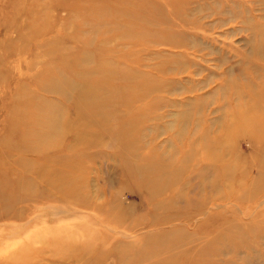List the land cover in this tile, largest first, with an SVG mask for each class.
<instances>
[{
    "label": "rangeland",
    "instance_id": "1",
    "mask_svg": "<svg viewBox=\"0 0 264 264\" xmlns=\"http://www.w3.org/2000/svg\"><path fill=\"white\" fill-rule=\"evenodd\" d=\"M73 1L88 27L70 19L71 0H0V264H264V239L254 234L264 235V54L250 55L256 46L242 19L264 23V0H234L235 20L190 14L205 33L187 38L205 60L158 43L184 33L173 18L184 0ZM113 1L123 8L106 11ZM41 19L42 39L30 27ZM62 33L89 43H63ZM74 49L71 59L87 60L88 70L117 72L99 93L103 126L97 114L79 122L74 105L87 81L50 64L57 72L47 91L38 85L42 54L56 52L57 63ZM171 61L211 73L234 66V87L221 93L222 72L205 85L204 70L161 78L155 67ZM151 171L156 195L143 189ZM159 245L168 252L156 255Z\"/></svg>",
    "mask_w": 264,
    "mask_h": 264
},
{
    "label": "bare ground",
    "instance_id": "2",
    "mask_svg": "<svg viewBox=\"0 0 264 264\" xmlns=\"http://www.w3.org/2000/svg\"><path fill=\"white\" fill-rule=\"evenodd\" d=\"M51 1H53L54 3H59V2L65 3L67 0H51ZM71 1L73 2V7H70L71 4H69V6H68V9H70V10L73 8V12H71V14H70V19L79 20L81 26L88 27L86 25V23H82L81 20L79 19V17H81L80 14L83 12L81 10H79V6H78L77 2L73 1V0H71ZM208 1L209 0H184L183 2H181L179 8H177V10L173 11V18L180 20L182 26L185 27V29L183 31L185 34L184 33H182L181 35L178 33H175V35L171 34V39L163 40V41H160L158 43L166 44V45L174 47V48L175 47L181 48V49H183V51L181 53L182 55L192 54L195 57H201L202 60H205V55L199 54L201 51L198 49L197 45L195 43H193L192 40L187 38L188 36L190 37V33H193L194 35L196 33L199 34L200 32H202L201 34L205 33L204 30H201L199 27H196L198 22L190 14L191 13L197 14L201 11H205V12H209L212 15L219 16L221 20L226 19L229 15L233 17L232 18L233 20H235L237 18V15H238L237 9L239 8V6L236 4L237 1H234V0H212L211 3H208ZM258 1H261V0H258ZM113 2H114V4H111V5L109 4V6L106 8V11H111V10L115 9L116 7H120L122 9L124 6V4L121 2H116V1H113ZM206 2L209 5H207ZM187 4L193 5L194 10L188 11V8L186 10ZM218 4H220V5L218 6ZM14 11L15 12L16 11L22 12V7L21 6L19 7V5H18V7H16L14 9ZM125 12H128V11L126 10ZM38 13H41L40 8L38 10L33 11L32 15L36 16V14H38ZM44 15L47 17V14H44ZM242 19L244 20L243 23L247 26L246 29L252 33V35H251L253 38L252 43L254 46H256L255 52L251 53L250 55H252L255 58L258 55L260 57L262 54H264V23H262V24L258 23V25L255 24L253 26L252 25L250 26L248 17L243 16ZM46 25H47V21L43 20V19L39 20L38 22H34V21L32 23L30 22V27H32V29H33L32 33L35 36V38L42 39L45 36L46 33H43V32L47 28ZM93 26L95 27L96 25L92 24L91 26H89V28H94ZM37 28H38V30H37ZM37 34H39V36H36ZM186 34H187V36H186ZM78 36L79 35H77V34L69 35V34L62 33L60 38H61V41L63 43H68V44H75V45L80 44L82 46H86L89 43V41L86 38H83V37L76 38ZM26 41H28V40H26ZM39 47H41V46H39ZM143 47H144V49H148L147 45L145 43L143 44ZM83 48H81V49H83ZM38 52L39 51H36L32 55H36ZM78 52H79V50L78 51L75 49L71 50L69 56L66 59L59 58L57 63H56V61L54 62V60H53L55 58L57 60L58 55L56 54V52H50L47 55L42 54V57L47 59V62H45V64L41 68L47 69V70H46V74L44 76L42 75V81L38 85L42 88L43 92L47 91L45 89L46 82L49 81L47 76L51 74L50 72H57V71H51L52 69H50L51 68L50 64H56V69H57V64H58L59 70L68 71L66 74L76 77L75 79L87 81L86 85L84 87L83 95H80L78 97V99L74 105L78 110V115L80 116L79 122L83 126L87 125L90 123V121L88 119L92 118L95 114H97L96 118H95L96 120H94L93 123H96L99 126L100 125L103 126L102 124L108 120L101 119L104 115L98 114V113H102V110H99V107H97V105L99 106L101 104H104V103H106V101L103 99V97H101V95L99 93H103V90H109V87H107V81L111 80V77H116L117 72L114 71L113 67L109 64H105L104 66H102L99 69H97L98 67L96 66L93 69L88 70L87 65H90V64L87 60L82 59V61H81L80 60L81 58H79V61H80L79 62L78 60H72L71 59V56L74 54H78ZM107 55H108L107 58L111 59V56H110L111 52L110 51H107ZM217 60H219V59H217ZM218 62L223 63L224 60H219ZM246 63H248V62L246 61ZM218 64H217L218 70H215L213 73H211V71L206 69V68H202L200 70V68L195 67L194 69H192L193 68L192 64H191V68H189L190 66L183 64V62H176V61H171L170 64H166L163 67L161 66V64L157 65L155 67V71L157 74L161 75V78L167 77L168 79H170L172 76L177 77L178 75H181V74H185L188 76L197 75L202 70H204L205 72H207L209 78H205V80L203 82H201V85L208 84L210 82V80L215 77V74L217 72H222V76L227 75V76H223L225 78L227 77V80L225 82L223 81L221 84V93H226V91H228V89L230 87L231 88L234 87L235 81H232L231 86H230V81H228V80L231 79L230 77H232V74H234L236 71H238V69L234 66H229L226 68L228 70V72L226 73L223 71V69L221 70V68H220L221 66H218ZM237 67L241 71V66H237ZM250 70H252V68ZM130 72H132V71L126 70L125 74H128ZM96 75L98 77H101L103 80L98 81L96 79ZM57 87H59L58 89H61L62 87H64V83L60 82ZM198 88H199V86H198ZM144 97H146V95H144ZM14 110H17L16 107L14 108ZM30 122L32 124H35L32 121H30ZM101 128H102V130H104L105 133L110 134V131L108 129H105V128L103 129V127H101ZM29 139H30V135L27 134V135L22 136V138L19 140V142H20V148L19 149L21 150L24 148L23 153H26L28 150V147H30ZM21 152L22 151H19L18 153H21ZM203 173H207V170L204 171ZM146 177H147V182L143 183V189H145L151 195H156L161 189V185L159 184L160 178L158 177V175L155 171H151ZM199 177H200V175H199ZM63 190H64V192H67L65 188ZM261 229H262L261 227L255 229L254 234L257 238L263 240L264 235L259 233V232L263 231ZM229 231L231 232V227H230ZM227 238H231V236L228 235ZM171 248H174L173 250H175V254H178V253L182 252L183 243L179 242V241L177 243L172 242L170 249ZM225 249H226V247L222 248L221 254L223 253V251ZM167 252L168 251L164 246L159 245L158 248L156 249L155 254L160 255V254H165ZM201 253H202V251L200 250L197 253V255L198 256H204V252H203V254H201ZM184 264H191V262L189 260H186Z\"/></svg>",
    "mask_w": 264,
    "mask_h": 264
}]
</instances>
